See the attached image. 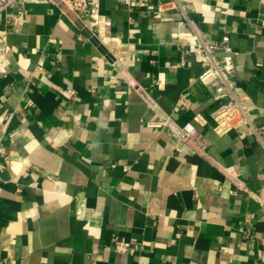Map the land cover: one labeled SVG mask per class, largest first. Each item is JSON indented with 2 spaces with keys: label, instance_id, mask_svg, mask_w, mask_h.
<instances>
[{
  "label": "crops",
  "instance_id": "obj_1",
  "mask_svg": "<svg viewBox=\"0 0 264 264\" xmlns=\"http://www.w3.org/2000/svg\"><path fill=\"white\" fill-rule=\"evenodd\" d=\"M166 1L103 0L96 23L55 2L1 17L0 264H264V150L214 131ZM186 1L209 41L228 34L264 125V0ZM162 119L197 135L146 125Z\"/></svg>",
  "mask_w": 264,
  "mask_h": 264
},
{
  "label": "built area",
  "instance_id": "obj_2",
  "mask_svg": "<svg viewBox=\"0 0 264 264\" xmlns=\"http://www.w3.org/2000/svg\"><path fill=\"white\" fill-rule=\"evenodd\" d=\"M103 0H0L1 17L12 8H21L28 3L48 2L60 4L65 12L76 17L89 16L94 23L101 22L97 15V8ZM130 9L147 7L149 3L159 4L161 0H114ZM164 4V3H163ZM166 5L177 9L182 14V21L186 23L192 32L191 40L181 42L182 56L179 65L184 66L186 59L195 58L201 62L202 72L197 77L198 81L206 87L216 101V107L210 112V118L214 122V131L219 135L237 132L240 140L250 139L255 141L264 150V125L257 124L252 115L251 106L246 98L240 94L237 86L235 54L230 44L228 34H224L219 40L211 42L194 26L187 8L186 0H167ZM161 6V5H160ZM6 43V31L0 23V56ZM70 97H74L73 91H68ZM152 128L167 126L179 139L189 140L195 138L197 131L191 123L181 127L173 125L166 119L157 122H147ZM264 207V206H263ZM116 251L125 253L127 246L122 241L115 242ZM221 250H225L222 247ZM264 253V245L262 246Z\"/></svg>",
  "mask_w": 264,
  "mask_h": 264
},
{
  "label": "water",
  "instance_id": "obj_3",
  "mask_svg": "<svg viewBox=\"0 0 264 264\" xmlns=\"http://www.w3.org/2000/svg\"><path fill=\"white\" fill-rule=\"evenodd\" d=\"M71 15H73V14H71ZM102 48V47H101ZM103 50H105V49H103Z\"/></svg>",
  "mask_w": 264,
  "mask_h": 264
}]
</instances>
